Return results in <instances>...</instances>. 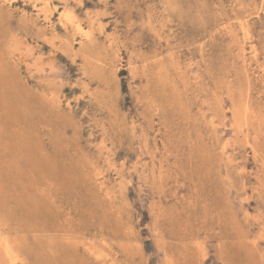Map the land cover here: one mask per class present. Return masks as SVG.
I'll list each match as a JSON object with an SVG mask.
<instances>
[{
	"label": "rangeland",
	"instance_id": "374dc122",
	"mask_svg": "<svg viewBox=\"0 0 264 264\" xmlns=\"http://www.w3.org/2000/svg\"><path fill=\"white\" fill-rule=\"evenodd\" d=\"M263 147L264 0H0V264H264Z\"/></svg>",
	"mask_w": 264,
	"mask_h": 264
},
{
	"label": "bare ground",
	"instance_id": "6f19581e",
	"mask_svg": "<svg viewBox=\"0 0 264 264\" xmlns=\"http://www.w3.org/2000/svg\"><path fill=\"white\" fill-rule=\"evenodd\" d=\"M2 2V1H1ZM48 18V17H47ZM50 21V20H49ZM48 24V23H47ZM76 24V23H75ZM157 26V25H156ZM76 29L79 31V32H81L82 31V29L80 28V26L79 25H77L76 26ZM55 32V31H54ZM50 37V36H49ZM171 37V36H170ZM44 38V37H43ZM235 42V41H234ZM236 43V42H235ZM56 44V43H55ZM249 45V44H248ZM61 48V47H60ZM171 56V55H170ZM148 63V62H147ZM175 64V63H174ZM239 64V63H238ZM145 65L146 64H144V67H145ZM167 65V64H166ZM169 65V64H168ZM171 65V64H170ZM172 69V68H171ZM229 69V68H228ZM248 69V68H247ZM146 71V70H145ZM247 71V70H246ZM147 72V71H146ZM9 74V73H8ZM11 77V76H10ZM13 78V77H12ZM164 78V77H163ZM161 79V78H160ZM167 81V80H166ZM161 82V81H160ZM162 83V82H161ZM166 84V83H165ZM176 84V83H175ZM174 84V85H175ZM177 85V84H176ZM163 87V86H162ZM161 87V88H162ZM257 87V86H256ZM169 88V87H168ZM3 89V88H2ZM8 90H9V88H8ZM173 90V89H172ZM162 91V90H161ZM5 92V91H4ZM9 93V92H8ZM16 93V92H15ZM116 93V92H115ZM10 94V93H9ZM243 96V95H242ZM9 97V96H8ZM21 97V96H20ZM161 97V96H160ZM241 97V96H240ZM7 100V99H6ZM150 100H152V99H150ZM155 100V99H154ZM8 101V100H7ZM24 101V100H23ZM23 101H22V103H23ZM139 102V101H138ZM157 102V101H156ZM18 103H19V101H18ZM151 103V102H150ZM155 103V102H154ZM158 103V102H157ZM160 103V102H159ZM253 103V102H252ZM3 104H5V103H3ZM25 104V103H24ZM249 104V103H248ZM15 105V104H14ZM251 105V104H250ZM16 106V105H15ZM154 106V105H153ZM152 106V107H153ZM3 107H4V105H3ZM240 107V106H239ZM6 108H8V106L6 107ZM10 108V107H9ZM248 108V107H247ZM60 109V108H59ZM153 109V108H152ZM6 110V109H5ZM11 110V109H10ZM157 110V109H156ZM155 111V110H154ZM240 112H241V110H239ZM243 111V110H242ZM11 112V111H10ZM25 112H26V110H25ZM156 112V111H155ZM174 112H175V110H174ZM250 112V111H249ZM4 113V112H3ZM14 113V112H13ZM158 113H160V112H158ZM2 114V113H1ZM154 114V113H153ZM161 114V113H160ZM18 115V114H17ZM240 115V114H239ZM4 116V115H3ZM159 116V115H158ZM17 117V116H16ZM160 117V116H159ZM7 118V117H6ZM162 118V117H161ZM163 118H164V116H163ZM162 121H164V120H162ZM22 123V122H21ZM2 124V123H1ZM23 125V124H22ZM201 125V124H200ZM13 126V125H12ZM199 127V126H198ZM205 128V127H204ZM49 129V128H48ZM201 129V128H200ZM7 130V129H6ZM160 130V129H159ZM37 132V131H36ZM159 132V131H158ZM259 132V131H258ZM160 134V133H159ZM162 135V134H161ZM205 136V135H204ZM257 138V137H256ZM4 142V141H3ZM11 143V142H10ZM254 143H257V142H255L254 141ZM5 144V143H4ZM9 145V144H8ZM180 146V145H179ZM252 146V145H251ZM10 147V146H9ZM181 147V146H180ZM255 147V146H254ZM252 148V147H251ZM264 148V147H263ZM262 148V149H263ZM10 150V149H9ZM180 150V149H179ZM253 151V150H252ZM258 152H260V151H258ZM184 156V155H183ZM177 157H179V156H177ZM257 158V157H256ZM196 160V159H195ZM164 165V164H163ZM165 170V169H164ZM258 170V169H257ZM147 176H148V174H147ZM229 177V176H228ZM207 178V177H206ZM230 179V178H229ZM209 181V180H208ZM231 183V182H230ZM46 186V185H45ZM232 186V185H231ZM87 192V191H86ZM153 192V191H152ZM160 193V192H159ZM16 195V194H15ZM49 196V195H48ZM50 201V200H49ZM207 201V200H206ZM205 201V202H206ZM225 204H223V206H224ZM204 206V205H203ZM222 206V207H223ZM205 207V206H204ZM224 208V207H223ZM222 208V209H223ZM227 208V206L225 207V209ZM20 209V208H19ZM206 210V209H205ZM119 214V213H118ZM204 214H205V212H204ZM226 213L224 212V214L223 215H225ZM211 216V215H210ZM44 217V216H43ZM212 217V216H211ZM224 217H226V215L224 216ZM223 217V218H224ZM226 219V218H225ZM74 220V219H73ZM129 220H130V218H129ZM227 220V219H226ZM228 222V221H227ZM174 225V224H173ZM227 226H228V224H227ZM120 227V226H119ZM224 227H226L225 225H224ZM36 228V227H35ZM229 230V229H228ZM182 231V230H181ZM19 233V232H18ZM129 233V232H128ZM9 234V233H8ZM44 234V233H43ZM117 234V233H116ZM26 235V234H25ZM73 235V234H72ZM2 236V235H1ZM131 236V235H130ZM4 237V236H3ZM108 238V237H107ZM68 240V239H67ZM2 241H4L3 239H2ZM1 241V244L3 245L4 243ZM19 241V240H18ZM65 241V240H64ZM81 241H83V240H81ZM85 241V240H84ZM237 242V241H236ZM11 243H13V242H11ZM84 243V242H83ZM87 243V242H86ZM96 244H98V243H96ZM104 244V243H103ZM182 244H183V241H182ZM5 245V244H4ZM186 245V244H185ZM185 245H183V247H185ZM239 245V244H238ZM6 246L8 247V244H6ZM25 246V245H24ZM91 246H93V242H92V244H91ZM95 246V245H94ZM97 246V245H96ZM99 246V245H98ZM97 246V247H98ZM105 246V245H104ZM187 246V245H186ZM90 247V246H89ZM97 247H95L96 249H97ZM100 247H102V243H101V246ZM166 247H168V246H166ZM219 247V246H218ZM12 248V247H11ZM21 248H22V246H21ZM92 248V247H91ZM104 248V247H103ZM103 248H102V252L104 251L103 250ZM175 248V247H174ZM178 248V247H177ZM7 249V248H6ZM101 249V248H100ZM100 249H98V250H100ZM222 249V248H221ZM238 249V248H237ZM27 250V249H26ZM95 250V249H94ZM183 250V249H182ZM218 250V249H217ZM236 250V249H235ZM7 251V250H6ZM12 251H13V249H12ZM22 251V250H21ZM108 251V250H107ZM107 251H105V252H107ZM179 251H181V248H180V250ZM179 251H176V252H179ZM184 251H187V249L186 250H184ZM190 251V250H189ZM194 251V250H193ZM121 252V251H120ZM170 252V251H169ZM173 252V251H172ZM188 252V251H187ZM191 252H192V250H191ZM197 252V251H196ZM222 252V251H221ZM245 252V251H244ZM13 253V252H12ZM28 253V252H27ZM92 253V252H91ZM108 254H109V251L107 252ZM171 253V252H170ZM179 253H181V252H179ZM199 253V252H198ZM219 253H220V251H219ZM3 254V253H2ZM102 254V253H101ZM182 254V253H181ZM227 254V253H226ZM1 255V254H0ZM8 255V254H7ZM89 256H90V253L88 254ZM99 255H100V253H99ZM107 255V254H106ZM128 255V254H127ZM178 255V254H177ZM185 255V254H184ZM192 255V254H191ZM9 256V255H8ZM103 256V255H102ZM101 256V257H102ZM105 256V255H104ZM130 256V255H129ZM170 256V255H169ZM179 256V255H178ZM194 256V255H193ZM91 257H92V255H91ZM96 257V256H95ZM165 257H167V255L165 256ZM172 257V256H171ZM187 257V256H186ZM0 258H1V256H0ZM46 258V257H45ZM104 258V257H103ZM109 257H107V259H108ZM241 258V257H240ZM89 259V258H88ZM102 259V258H101ZM106 259V258H105ZM195 259V258H194ZM224 259V258H223ZM12 260H13V258H12ZM106 261V260H105ZM198 261V260H197ZM97 262V261H96ZM111 262V261H110ZM7 263V262H6ZM2 264V263H1ZM10 264H12V262L10 263ZM99 264H101L100 262H99ZM102 264H103V262H102ZM107 264V263H106ZM112 264H113V262H112ZM198 264H200V263H198ZM226 264H230L229 262H228V260H227V262H226Z\"/></svg>",
	"mask_w": 264,
	"mask_h": 264
}]
</instances>
